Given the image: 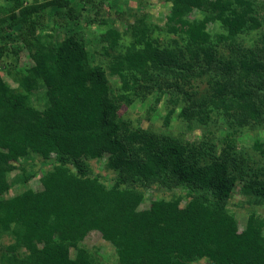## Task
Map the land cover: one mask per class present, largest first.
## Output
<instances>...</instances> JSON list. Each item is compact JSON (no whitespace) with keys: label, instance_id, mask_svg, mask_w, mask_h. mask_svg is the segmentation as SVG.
<instances>
[{"label":"trees","instance_id":"trees-1","mask_svg":"<svg viewBox=\"0 0 264 264\" xmlns=\"http://www.w3.org/2000/svg\"><path fill=\"white\" fill-rule=\"evenodd\" d=\"M162 2L160 26L98 0H0V264H99L96 233L114 264H264V3ZM148 101L200 135L119 115Z\"/></svg>","mask_w":264,"mask_h":264},{"label":"rangeland","instance_id":"rangeland-1","mask_svg":"<svg viewBox=\"0 0 264 264\" xmlns=\"http://www.w3.org/2000/svg\"><path fill=\"white\" fill-rule=\"evenodd\" d=\"M124 1V0H123ZM256 2V6L261 7L262 3H264V0H254ZM98 2H100L99 5L103 6L104 4L106 6H110L118 11L121 10H131L133 9H137V10H143L145 12L148 13V15L150 16V20L154 23V24H158V25H162L165 19L166 14L168 13V6L162 2V0H125V3L122 4V2L120 3L119 0H98ZM105 6V7H106ZM76 9L80 8V5H76L75 7ZM87 9V12L90 11L89 7H85ZM260 9V8H258ZM259 16L263 17L264 20V11L260 10L259 11ZM53 14H46L44 17L43 22H45V24L48 26L49 24H52V20H53ZM62 19V18H61ZM128 19L130 20V18L128 17ZM55 26V25H54ZM114 28H117L118 30H123L124 27V22L122 19H118L117 17L114 19V24H113ZM67 28H69L68 25H65L64 28L59 27L57 28V32L55 33V35L57 36V39H61L62 36L65 34V31L68 30ZM77 28H81V26H78ZM45 31L43 32H50L53 34V32L51 30H48L46 26H44ZM261 32L264 31V25H262V29H260ZM258 34L254 33V36H257ZM256 37H253V39ZM84 42L86 45V48H88V50H91V44L93 42V38L92 37H88L85 36L84 37ZM20 67H27L31 64V61L29 59V57L27 56L26 52H21L20 57H19V62L17 63ZM109 81L111 83H116L117 79L115 77L113 78H109ZM10 82V81H9ZM112 84V85H113ZM114 87V86H112ZM204 85H200V88H203ZM149 101L148 102H144V103H138L135 104L129 108H125L122 107L119 115L130 122L131 126H135L138 125L139 127L143 128V129H149L150 131L153 132H158V133H170L173 136H180V137H185L186 140H192L193 138H197L198 135H200V132L198 130H195L191 133H187L182 129V125H178V122L176 121L175 118L171 119V123L167 128H164L163 125H161V119L162 116L164 115L165 108H164V103H160L156 109L154 111H150L149 110ZM182 135V136H181ZM259 137L264 140V134L262 132H259ZM239 145L247 148L250 140V136H237L236 137ZM12 166H15L16 168L12 169V171L8 174L9 178H13V176L17 173H19V166L13 162H10ZM9 163V164H10ZM104 164V159L99 160V161H90V165L92 168H94L95 170H102L104 168L103 166ZM26 167H30V161L25 163ZM34 169H37L38 165L33 166ZM27 170L29 168H26ZM103 173V172H102ZM41 175V173L37 172V175L34 178H31L28 181L27 186L29 188H31L32 190H40L41 189V185L38 182V177ZM238 188V187H237ZM236 188V190H237ZM21 190V189H20ZM19 188L17 186H15L14 188H12V193H18ZM237 192V191H236ZM236 196H238L236 194ZM237 198V197H236ZM148 200L149 198L146 196L145 201L141 204V208H146L148 206ZM247 211V210H246ZM245 212V211H243ZM258 212H261L262 214H264V209L260 208L258 209ZM246 213V212H245ZM241 219L239 218V229L242 228V223H241ZM8 242V238L6 237H1L0 238V251L3 249V245L7 244ZM84 246H86V248H88L89 250L93 251L96 248V254H94V256L96 257V259L99 261V264H114V251L113 248L111 247V245L104 241L100 235V233H96L94 234V236H90L88 239H86L83 242ZM95 251V250H94ZM71 255L72 252H71ZM201 264V263H198Z\"/></svg>","mask_w":264,"mask_h":264}]
</instances>
